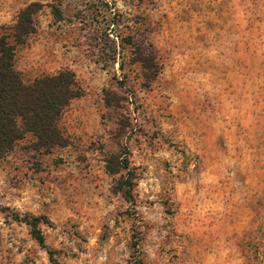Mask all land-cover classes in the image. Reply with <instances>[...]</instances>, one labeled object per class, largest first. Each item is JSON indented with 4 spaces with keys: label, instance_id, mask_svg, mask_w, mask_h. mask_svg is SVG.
<instances>
[{
    "label": "rangeland",
    "instance_id": "374dc122",
    "mask_svg": "<svg viewBox=\"0 0 264 264\" xmlns=\"http://www.w3.org/2000/svg\"><path fill=\"white\" fill-rule=\"evenodd\" d=\"M27 1L0 0L6 23ZM36 2L20 72L109 86L132 173L113 196L102 171L93 187L70 165L46 158L34 178L31 154L0 158V264H264V0Z\"/></svg>",
    "mask_w": 264,
    "mask_h": 264
},
{
    "label": "trees",
    "instance_id": "16d2710c",
    "mask_svg": "<svg viewBox=\"0 0 264 264\" xmlns=\"http://www.w3.org/2000/svg\"><path fill=\"white\" fill-rule=\"evenodd\" d=\"M41 5L36 1L30 3L20 11L14 25L0 26V158L7 156L27 135L32 138L29 145L33 149L50 151L65 145L67 139L60 127V119L71 101L82 94L76 73L70 69L44 74L30 81L25 80L17 69L18 49L35 32L34 17ZM136 55L138 58L134 61L152 73L151 76L146 74V78L153 79L156 70L152 59L144 52H136ZM108 93L106 103L115 106L114 102L118 101L112 100ZM126 149L122 147L120 153L107 160L108 172L117 175L113 191L123 197L126 196L125 186L130 185L124 178L132 173L125 158L130 153ZM45 219L37 216L29 222L32 236L44 247L45 237L37 226L46 222ZM47 251L54 262V251Z\"/></svg>",
    "mask_w": 264,
    "mask_h": 264
},
{
    "label": "crops",
    "instance_id": "0c3cea01",
    "mask_svg": "<svg viewBox=\"0 0 264 264\" xmlns=\"http://www.w3.org/2000/svg\"><path fill=\"white\" fill-rule=\"evenodd\" d=\"M35 1L30 0L19 6L10 23H6L9 14H1L0 8V25L16 23L20 11ZM7 5L11 8L9 4ZM17 69L21 71L18 65ZM63 69L73 70L65 67L60 68L55 73ZM80 86L82 94L71 101L60 119V127L67 139L65 145L53 147L50 151L37 150L28 146L26 148L24 146L17 147V145L12 151L17 150L24 163L25 158L28 157L27 155H32L34 164H37V166L34 165L33 167L32 174L34 178L36 176L40 177L42 173L48 174L46 158L51 161V167L70 165L71 168L82 172L84 176L90 178V185L93 187L99 182V179L98 181H93L91 175L95 173L94 177H96V172L102 171L111 179L110 193L113 196H118L113 191L117 175L108 172L107 160L111 155L120 153L122 147L130 149L129 145H132V137L128 134L131 125L128 122L124 124L121 121L122 116L119 107L115 108L114 105L106 103V94L109 86H103L100 94H96V96L89 94L82 84ZM112 89L118 90L119 88L112 86ZM126 114L130 122L132 120L131 110L128 109ZM46 169L47 171H45Z\"/></svg>",
    "mask_w": 264,
    "mask_h": 264
}]
</instances>
